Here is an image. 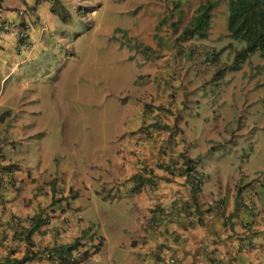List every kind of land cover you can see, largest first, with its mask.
<instances>
[{
  "label": "rangeland",
  "instance_id": "rangeland-1",
  "mask_svg": "<svg viewBox=\"0 0 264 264\" xmlns=\"http://www.w3.org/2000/svg\"><path fill=\"white\" fill-rule=\"evenodd\" d=\"M82 1V7L74 6L80 16L73 11L69 21L61 20L63 27L46 31L42 45L20 63L19 72L3 79V72L0 74V112H11V117L0 120V138L7 145L3 147L7 155L23 156L29 164L44 163L43 176L67 175L66 183L73 185L74 174L84 173L82 178L93 186L96 183L102 194L114 193L106 202L96 197L97 208L127 214L130 196L118 198L114 186H108V158L125 140V125L135 124L131 118L138 121L134 103L144 98L138 90L151 84L155 87L154 82L160 84L162 79L153 78L155 71L149 65L155 57L138 42L133 14L152 3L171 10L177 0ZM199 1L203 0H187L180 9L191 10ZM166 18L169 23V13ZM230 42L237 48L243 44L226 34L175 42L182 72L172 82L163 83L165 92L170 83L187 100L181 127L190 144L210 137L201 157L212 168L227 173L235 170L247 191L255 188V205L264 216V54L256 50L240 68L221 74L217 68L234 58ZM4 47L1 44L0 51ZM157 63L161 72L171 71L176 64ZM158 88L162 90L160 85ZM175 107L161 105L157 112L164 118ZM12 140L15 148L8 146ZM198 163V169L206 173L202 161ZM84 200L87 204L86 197ZM123 224L131 230L132 224L124 220L114 228L103 224L109 236L102 233L103 245L97 252L108 254L102 264H113V259L115 264L130 262L128 245L123 248L117 242L120 235L130 233ZM93 227L101 232L98 225Z\"/></svg>",
  "mask_w": 264,
  "mask_h": 264
},
{
  "label": "crops",
  "instance_id": "crops-1",
  "mask_svg": "<svg viewBox=\"0 0 264 264\" xmlns=\"http://www.w3.org/2000/svg\"><path fill=\"white\" fill-rule=\"evenodd\" d=\"M0 1L3 5L0 12V45L5 46L4 51H0V74L3 72V79L14 71L19 72L20 63L32 57V52H36L42 45L41 39L46 31L51 27L60 28L64 25L59 16L51 10L52 0ZM59 1L73 13L71 8L76 0ZM218 4L212 12L208 39L227 33L226 4ZM161 6L149 4V7L135 10L133 17L138 42L144 45L147 53L155 57L149 65V68L152 67L155 71L153 78L162 76V79L160 84L154 82L155 87L151 84L148 89L138 90V94L144 93V98L134 103L138 121L131 118L135 124L132 127L125 125V131L122 133L125 140L108 158V186H114L116 195L130 196L128 213L106 212L101 206L97 208L94 199L99 197L106 202L108 196L112 197L111 192L102 194L96 183L93 186L82 178L86 176L84 173L74 174L71 185L72 183L65 181L67 175L58 173L43 176L46 170L44 163L29 164L23 156H13V161L18 167V187L15 189L8 183L0 192V235L1 239L3 238L0 244V258L7 254L14 260L22 257L27 250L32 254L55 243H70L85 230H88V239L97 240V236H100L103 240L102 233L109 236L106 234L104 223L114 228L124 220L130 222L132 228L129 230L128 225L123 224V229L130 233L120 235L117 242L123 248L128 245L132 252L128 264H264V251H259L258 247L262 246L263 243L260 242L264 241V219L248 205L252 189L247 191L245 183L241 182L235 170L227 173L206 163V158H202L200 152L208 147L210 137L205 135L202 141L191 145V139L181 127L185 120L182 113L185 110L186 98L181 95L178 87L170 83L167 84L168 91L165 92L163 81L172 82L176 75L182 72L179 70L174 44L178 33L173 29L182 27L189 19L188 14L191 13L192 16L193 10H163ZM21 8L24 9L23 14L19 15L17 10ZM97 13L98 11L94 15ZM168 13L169 23L165 21ZM5 21L15 26L28 25L27 45L22 46L17 40V27L10 31L1 29V23ZM159 36H166L168 39L162 41L158 39ZM192 39L193 37L188 40ZM176 42L179 43V40ZM162 61L176 64L171 71L161 72L157 62ZM159 85L162 90H159ZM161 105L177 107L174 111L168 110L167 116L162 118V114L157 112ZM10 113L9 111L8 116L11 117ZM157 117L161 118V124H153V119ZM127 121L125 120V123ZM8 124L12 125V122ZM140 128H147L150 134H142L140 138H136L141 133L138 131ZM170 129L176 130V134L170 135ZM2 146L4 147V143ZM177 156L196 161L197 167L198 162L202 161L206 171L205 173L201 170L204 180L196 194V201L202 209L198 213L196 208H192L190 218H187L181 205L186 200L194 203L188 177L179 166L172 171L166 168L167 162ZM156 161L161 164L157 165ZM113 171L118 173L113 176ZM140 173L154 181V189H150L144 182L139 188H134L143 181L142 177L136 180L133 178L135 174ZM78 195L81 196L75 197ZM211 196L221 197L224 208L203 207V201ZM84 197L87 198V204ZM154 202H158V207L161 208L159 211L151 207ZM44 211L50 214L48 221L29 232L34 223L33 216ZM227 213L228 221L224 218ZM143 214H150L157 227L150 228L143 224ZM247 222L256 225L254 234H249L247 227H243ZM95 225L99 226L101 232L96 231L93 227ZM116 233L112 236H116ZM239 236L243 238L240 239ZM96 255L97 259L91 256L79 264H92V261L102 264L108 257V254L106 256L101 252ZM171 256L174 262L168 263ZM112 262L115 264V259ZM22 264L61 263L39 253Z\"/></svg>",
  "mask_w": 264,
  "mask_h": 264
},
{
  "label": "trees",
  "instance_id": "trees-1",
  "mask_svg": "<svg viewBox=\"0 0 264 264\" xmlns=\"http://www.w3.org/2000/svg\"><path fill=\"white\" fill-rule=\"evenodd\" d=\"M227 7V17H226V26L227 33L226 35L232 39L242 41L243 44L240 48H237L230 42L228 45L234 51V58L230 63H224L219 69L221 74H224L227 70L238 69L241 66V63L254 51L258 50L261 55L264 54V0H224ZM216 1L206 0L199 3V5L194 9V14L188 20L184 26L181 27L180 33L174 38V44L177 40L185 41L189 38H194L197 36L205 37L208 33L210 26L212 9L215 6ZM174 6L171 10H176L177 7L180 8V1L177 0V3H174ZM51 10L54 11L61 20L68 21L70 19V12L68 9L59 1L54 0L51 6ZM169 10V9H168ZM182 10V9H179ZM173 23V22H172ZM174 30V29H173ZM180 48V47H179ZM221 50L215 51V54L219 53ZM163 106V105H162ZM10 110H4L0 112V119L4 120L6 115L8 116ZM192 159H185L186 168L193 170ZM197 171L199 170L196 166ZM201 170L195 172L194 175L190 172L189 182L192 184L191 188V199L194 203L196 201V192L197 188V179ZM140 178L139 175L135 174L133 178ZM137 184L134 188H139ZM155 187V186H154ZM218 203V202H217ZM216 203V204H217ZM185 204L190 205L191 201L188 200ZM208 206L211 208L210 204H205L203 206ZM215 206V205H214ZM47 220L44 217H41L40 214L33 216V224L29 232L33 231L39 225L45 223ZM246 227L250 225L249 222L245 223ZM255 230L248 231L249 234H254ZM86 235V232L83 234ZM27 236V234H26ZM83 236L74 239L71 243L66 244H55L52 247H46L45 251L49 253V258L57 259L62 264H76L84 259H87L90 252L87 249L82 250V254L77 260H70L71 250L80 246H86L87 242L82 239ZM264 238V235L262 236ZM30 243V241H28ZM94 244V251H97L100 248V243ZM264 241L260 242L263 243ZM41 251L34 252L29 254L28 250L20 258H15L11 260L9 255L2 256L0 258V264H22L26 260L36 257Z\"/></svg>",
  "mask_w": 264,
  "mask_h": 264
},
{
  "label": "clouds",
  "instance_id": "clouds-1",
  "mask_svg": "<svg viewBox=\"0 0 264 264\" xmlns=\"http://www.w3.org/2000/svg\"><path fill=\"white\" fill-rule=\"evenodd\" d=\"M53 1L54 0H52V4H53ZM187 0H182V2H180V6H181V4L183 3V2H186ZM204 1H206V0H203V1H199L198 2V4L196 5V6H194L191 10H193V14H194V9L199 5V3H201V2H204ZM214 1H216V4H215V6L213 7V9L216 7L217 8V6H219V4L218 3H221V2H223V3H225L224 2V0H214ZM218 4V5H217ZM64 5V4H63ZM84 5V1H82V0H76V1H74L73 2V11H74V14H76V15H78V16H80L79 15V12H77L76 10H74V6H77V7H82ZM173 5V4H172ZM0 12L3 10V5H2V3H1V1H0ZM52 6V5H51ZM65 6V5H64ZM66 7V6H65ZM67 8V7H66ZM227 8V7H226ZM95 9V7H93L92 8V11ZM180 8H177L176 10H179ZM213 9H212V12H213ZM23 8H21V9H18L17 10V13L19 14V15H21V14H23ZM69 11V10H68ZM71 13V12H70ZM71 14H73V13H71ZM71 14H70V18H71ZM192 14V15H193ZM190 17H192L191 16V13H190V15H189V19L188 20H190ZM226 17H227V15H226ZM70 20V19H69ZM68 20V21H69ZM211 20H212V15H211ZM188 22V21H187ZM187 22H185V23H187ZM184 26V25H183ZM17 27V28H16ZM12 28H16L17 29V31H16V37H17V40L19 41V43L22 45V46H24V45H27V38H28V25H26V24H21V25H19V26H15L14 24H10L9 22H3V23H1V29L3 30V31H10ZM211 28V21H210V26H209V29ZM226 28H227V26H226ZM209 29H208V33H207V35L205 36V37H207L208 36V34H209ZM180 30H181V27L180 28H178V27H175L174 28V31H178V34L180 33ZM177 34V35H178ZM176 35V36H177ZM197 36V35H196ZM200 37V36H199ZM188 40V39H187ZM1 120V119H0ZM1 121H3V120H1ZM153 124H161L162 123V121H161V118H159V117H157V118H154L153 119ZM4 122V121H3ZM156 126V125H155ZM138 131H141V133L139 134V135H137L136 136V138H140L139 136L140 135H148V134H150L149 133V131H148V129L147 128H144L143 130L140 128V130H138ZM137 131V132H138ZM170 132H169V134L170 135H172V134H176V130H173V129H170L169 130ZM3 143H4V145L5 146H7L6 144H5V142H3L2 140H1V138H0V192H1V190L5 187V186H7V184L8 183H10L11 185H12V187H14L15 189L18 187V180H17V177H18V175H17V173H16V171L18 170V167H17V164H16V162H14L13 160V156H10V155H7L6 153H5V151H4V148H3ZM12 145H15V141L14 140H12L11 142H9L8 143V146L10 147V148H15V147H13ZM185 159H187L185 156H182V158L181 157H175V158H173L172 160H170V161H168L167 162V164H166V168L168 169V170H170V171H172L173 170V168H175V167H177V166H179L180 168H182V172H184L186 175H187V177H188V181H189V178H190V172L192 173V175H194L195 174V172H198L197 171V169H196V166H197V163H196V161H194L193 162V170L195 171V172H193V171H191L190 169H188V168H186V164H185ZM156 164L157 165H159V164H161L159 161H156ZM13 170H15L14 171V176L13 177H8L7 176V172H12ZM1 174H3L2 176H3V178L1 177ZM6 174V175H5ZM199 174V176H198V179H197V188H198V190H197V192H196V194L200 191V189H201V187H202V184H203V180H204V175H203V173H202V171H200V173H198ZM137 175H139L140 177H142V179H143V181H140L138 184L139 185H141L142 184V182H144V183H147L148 184V186H149V188L150 189H154L155 187V183H154V181H152L148 176H146V175H142V173H140V174H137ZM19 178V177H18ZM134 179L136 180V178L134 177ZM137 179H140V178H137ZM189 184H190V188H192V184L189 182ZM255 190V188H252V192H251V196H250V201H249V203H248V205L255 211V212H259V214L261 215H259V217L260 218H263L264 219V216L262 215V212H260L261 211V208H258L256 205H255V200H254V194H253V192H255L256 193V191H254ZM111 195H112V197L114 196V193H111ZM104 196H106V195H104ZM117 197H119L120 195H116ZM0 198H1V196H0ZM186 201H188V200H186ZM186 201H183L182 203H181V205L183 206V209L185 210V213H186V216H187V218H190V213H191V209L192 208H196L197 209V211H198V213H199V211L202 209L201 207H200V205L198 204V203H191L190 205H187V204H185V202ZM211 201V202H210ZM0 202H1V200H0ZM205 204H210L211 206H218L219 208H224V202H223V200L221 199V197H213V196H211V197H207L204 201H203ZM218 202V203H217ZM217 203V204H216ZM154 210H157V211H159L161 208L160 207H158V202H154L153 204H152V206H151ZM203 207H208L207 205L206 206H203ZM40 215H41V217H44V218H46V220L48 221V219H49V212L48 211H44V212H41L40 213ZM224 218H225V220L226 221H228V219H229V214L227 213V214H224ZM149 220H151L153 223H149L148 221ZM142 223L143 224H145L146 226H149L150 228H156L157 227V224H156V221L152 218V216L150 215V214H143L142 215ZM243 227H245L246 228V225H245V223L243 224ZM257 227H256V225L253 223V222H251L250 223V225L247 227V229L249 230V231H251V230H255ZM84 232H86V235L84 236L83 234H84ZM87 234H88V230H85V231H83L82 233H81V235L79 236V237H81V236H83L82 237V239L84 240V241H86L87 242V245L86 246H80V247H77V248H74V249H72L71 250V254H70V260L72 261V260H77V259H79V257L81 256V254H82V250H84V249H87L89 252H90V254H89V256H88V258H90L91 256H92V258H95V259H97V255H96V253L100 250V248H101V245H102V243H103V240H102V237H98L97 236V240L94 238V239H88L86 236H87ZM240 237V239H242L243 237L242 236H239ZM78 238V237H77ZM76 239V238H75ZM1 241H3V238L1 239V235H0V244H1ZM99 241H101L100 243H101V245H100V248L97 250V251H94V247H93V245L94 244H96V243H98ZM72 242V241H71ZM70 242V243H71ZM55 244H57V245H59V244H66V243H55ZM54 244V245H55ZM50 247H52V246H50ZM259 247V249H260V245L258 246ZM48 248V247H47ZM45 249H46V247L44 248V249H42V250H40L41 251V254L43 253V256L44 257H46V258H49V253L48 252H46L45 251ZM7 255V254H6ZM38 256V255H37ZM87 258V259H88ZM49 259H51V258H49ZM87 259H84V260H82V261H80V262H83V261H85V260H87ZM168 263H173L174 262V258L171 256V257H169L168 258ZM27 261V260H26ZM80 262H78V263H76V264H79ZM62 264V263H61ZM68 264V263H67Z\"/></svg>",
  "mask_w": 264,
  "mask_h": 264
},
{
  "label": "built area",
  "instance_id": "built-area-1",
  "mask_svg": "<svg viewBox=\"0 0 264 264\" xmlns=\"http://www.w3.org/2000/svg\"><path fill=\"white\" fill-rule=\"evenodd\" d=\"M0 7H1V6H0ZM14 171H15V170H13L12 172H7V173H6L7 176H8V177H13V176H14ZM6 174H5V175H6ZM2 175H3V174H1V177L3 178ZM197 177H198V176H197ZM210 202H211V201H210ZM148 222H149V223H153L151 220H149Z\"/></svg>",
  "mask_w": 264,
  "mask_h": 264
}]
</instances>
